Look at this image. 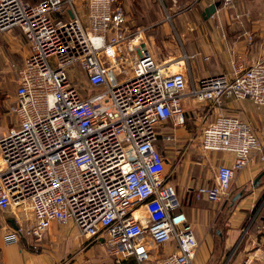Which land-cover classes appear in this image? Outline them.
<instances>
[{
    "label": "built area",
    "instance_id": "2783aa9c",
    "mask_svg": "<svg viewBox=\"0 0 264 264\" xmlns=\"http://www.w3.org/2000/svg\"><path fill=\"white\" fill-rule=\"evenodd\" d=\"M11 29L20 30L29 53L9 106L15 126L0 137L4 240L37 244L51 223L72 224L117 259L192 264L197 240L166 171L174 140L168 123L185 124L186 94L211 108L249 100L264 109V56L248 65L232 60L228 72L200 78L187 93L185 72L145 49L124 72L141 32L130 31L121 0H0V33ZM220 110L202 129L201 148L233 160L217 164L213 184L196 188L210 203L226 199L235 174L263 149L248 122ZM14 206L29 217L6 215ZM142 206L145 224L135 216ZM167 244L173 249L155 257Z\"/></svg>",
    "mask_w": 264,
    "mask_h": 264
},
{
    "label": "crops",
    "instance_id": "0c3cea01",
    "mask_svg": "<svg viewBox=\"0 0 264 264\" xmlns=\"http://www.w3.org/2000/svg\"><path fill=\"white\" fill-rule=\"evenodd\" d=\"M215 1L217 0H192L186 8L187 12L181 11L175 18L170 15L171 20L166 19L171 23L161 21L157 27L158 45L155 44L156 33L152 35L147 33L150 28L157 25L156 22H151L147 27L130 24L127 7H123L130 31L141 32L139 43L144 44L142 49L147 50L156 61L170 60L174 57L183 59L181 53L184 52L186 66L191 69L192 78L196 82L202 77L228 72L232 60L244 61L248 65L264 56V0H221L215 12L206 19L203 18L204 9ZM80 13L81 18L86 20L87 7L81 6ZM178 44L182 51L179 50ZM124 48L125 46L121 47L123 51ZM177 51L179 53L176 54ZM171 52L174 55L167 57ZM28 53V44L20 30L11 29L0 33V127L5 115L14 117L9 111V106L15 99L18 69ZM139 54L136 51L134 57H130L129 64H134L140 57ZM172 63L176 67V62ZM223 111L243 121H250L256 137L263 144L262 152L255 155L254 162L235 174L226 199L210 203L205 198L196 196L197 187L214 183L218 163L229 165L233 160L231 153L204 151L201 148V137H197V141L190 147H184L186 142L181 141L187 140L189 136L186 138L178 136L177 133L173 134L174 139L176 136L180 142L179 148L171 149V146H168L169 150H166V153L177 159V150L182 148L185 149V154L181 161L177 160L179 163L175 168V171L178 170L177 177L175 175V178L169 181L177 193L180 203L178 211L186 215L197 240L198 247L192 264H244V262L246 264L247 261L248 264H264V232L256 235L253 226L243 225L259 200L258 204L263 200L264 209V109L257 108L249 100H224ZM10 128L6 126L5 130L0 129V137ZM239 192L241 196L232 203L231 195ZM227 200L230 202L228 201L226 205ZM140 208L145 215L144 219L143 217L139 219L145 224L148 221L147 211L143 206ZM260 221L263 225L261 227L264 228V214L261 215ZM43 239L54 243L41 252L33 253L18 242L7 243L0 236V264H58L60 259L66 260L65 257L72 251L71 249L74 250L71 253L76 254L73 257L74 261L69 264H112V261L120 264L130 259L136 263L133 258L119 260L114 256L110 258L104 244L97 248L93 244L83 245L82 237L72 224L51 223L42 241ZM172 249L173 244L155 248V252H158L155 257Z\"/></svg>",
    "mask_w": 264,
    "mask_h": 264
},
{
    "label": "rangeland",
    "instance_id": "374dc122",
    "mask_svg": "<svg viewBox=\"0 0 264 264\" xmlns=\"http://www.w3.org/2000/svg\"><path fill=\"white\" fill-rule=\"evenodd\" d=\"M28 1L33 2L34 0H28ZM191 1L192 0H121L122 5L127 7V13L129 15V22L128 23L136 25V26L147 27L151 22H156L155 24H157V25L150 28L149 31H147V33L150 35L156 33L155 44H157V45L159 43V37H158L159 31L157 30L159 23H161V21H168V23H171L169 20H166V19H168L167 17L170 18V15H171L172 18H175L176 17L175 15H177L181 11H186L187 10L186 8H187L189 2H191ZM169 7H172V8H169ZM169 9H171V10H169ZM170 20H171V18H170ZM177 43H178V41H177ZM178 45H179V47H178L179 50L182 51L180 44H178ZM143 46H144V44L139 43L134 48V51L130 52V54L128 55V58L123 60L124 72L126 71L127 73L131 74L130 73V71L132 69L131 65H133V63L129 64L131 62L130 57H134L136 51H137V53L141 54V49L143 48ZM163 53H165V51H163ZM177 53H179V52L177 51L176 54ZM140 54L138 56H140ZM173 55H174V53L171 52L170 55H168L167 57H170ZM158 56L159 55H157V58H158ZM181 56H182V58L185 56L184 52L181 53ZM189 56H191V55H189ZM178 59H181V57H178V58L174 57V59H170L169 60V61H171L170 64L175 67V64H173L172 62H176ZM158 62H161V61L158 60ZM185 64H186V60H185ZM175 68H176V70L184 71L185 74L187 75L188 86H187L185 92H187V93L190 92L193 88V84L194 85L196 84V82L192 78V75L190 72L191 69L189 67H187L186 65H185V68L184 67L179 68L177 65ZM189 73H190V75H189ZM82 93H85V91L82 90ZM186 95L184 96L185 97L184 99H187V101L186 102L184 101V103H183V107H184V110L186 111V115H187L186 120H185V124L183 126H180V127H174L172 125V123H168V127L170 128L171 133H173L174 135H175V133H177L178 136H183L186 138L189 136V138L187 140L184 139L181 142H184V143L186 142L185 143L186 146L184 145V147H190L192 144H194V142L197 141V137H201L200 134L202 132V129L205 127V125L208 122L213 120L214 116L218 112H221L220 108H222V107L211 108L209 105H206V103H208V102H200V101H197L193 98H188ZM223 113H226V112L223 111ZM243 119L247 120L246 118H243ZM247 121H249V120H247ZM6 126H10V127L15 126V118L12 117L11 115L10 116L9 115L4 116V121H2L0 129L5 130ZM178 142H179L178 138L175 136L173 143H170L167 145L169 147L171 146L170 147L171 149H173V147L178 149L179 148L178 146L180 145V142L179 143ZM163 148H164V146H163ZM165 150H169V148L165 149ZM182 150L183 149L181 148L180 151H182ZM165 155L170 160V162L166 165V171L171 174L170 179L175 178V175L177 177V174H178V170L175 171L176 166H178V164H179L177 162V160L181 161L180 159L182 157H180V158L177 157V159H176V158H173L172 156H170L169 153H165ZM174 171L177 173L175 174ZM232 197L233 196L231 195V198ZM229 200H227L225 202L226 205L228 204ZM262 203H263V200L260 204H257V203L255 204V206L252 208V210L248 214V216H250V217H247L245 223L243 224V225L247 224V225H249V227L253 226L254 233L257 232L256 235L260 234V232H262V233L264 232V228L261 227L263 225L260 221L261 215L264 214V209H263ZM18 210L21 211V214L23 216H25V219L29 217V210L24 209V208H20ZM18 210L15 208H13L12 210L10 209L8 211V213H6V214H12V211L17 212ZM19 211L17 212L18 214H19ZM22 224L27 225V222L24 221V222H22ZM73 227H75V226H73ZM74 233H76V232H74ZM243 235H244V233H243ZM0 236L3 237L2 234H0ZM82 240L84 241L83 245L93 244V246L95 248H97L101 244L100 242H94V241L92 242L90 240H86L83 237H82ZM17 242L20 243L21 246L23 245V247L27 248L29 251H32L33 253L34 252H41L42 249H45L48 245L54 243L53 241H50V240L48 241V240L43 239L42 242L39 241L37 244H35L33 242L32 238H28V239L20 238ZM12 243H14V242H12ZM87 247H89V246H87ZM71 250L72 251H69L70 253H68L67 256L65 257L66 260L64 258H62L57 263L58 264H69V263L73 262L74 261L73 257L76 254V252L71 253L74 251L73 249H71ZM105 251H107V253H109L107 250V247H106ZM108 256L110 258L113 257L110 254H108ZM226 256H227V253H226ZM112 262H113L112 264H116L114 261H112ZM102 264H105V263H102ZM120 264H136V263L132 259H130L127 261H122Z\"/></svg>",
    "mask_w": 264,
    "mask_h": 264
},
{
    "label": "water",
    "instance_id": "95a60500",
    "mask_svg": "<svg viewBox=\"0 0 264 264\" xmlns=\"http://www.w3.org/2000/svg\"><path fill=\"white\" fill-rule=\"evenodd\" d=\"M220 4H221V0H217L214 3L210 4L207 8H205L202 13L203 18L206 19L207 17L211 16L215 12L216 8L220 6ZM240 196H241V192L234 195L232 198V203L235 202V200H237Z\"/></svg>",
    "mask_w": 264,
    "mask_h": 264
},
{
    "label": "bare ground",
    "instance_id": "6f19581e",
    "mask_svg": "<svg viewBox=\"0 0 264 264\" xmlns=\"http://www.w3.org/2000/svg\"><path fill=\"white\" fill-rule=\"evenodd\" d=\"M171 69L174 71V70H176V68L173 66V65H171ZM131 71H132V69H131ZM14 208L15 209H19V208H17V207H15L14 206ZM144 212L142 211V208H139L136 212H135V216L137 217V218H140V217H143L142 219H144Z\"/></svg>",
    "mask_w": 264,
    "mask_h": 264
},
{
    "label": "trees",
    "instance_id": "16d2710c",
    "mask_svg": "<svg viewBox=\"0 0 264 264\" xmlns=\"http://www.w3.org/2000/svg\"><path fill=\"white\" fill-rule=\"evenodd\" d=\"M263 194H264V192H263ZM260 201V200H259ZM259 201L257 202V204L259 203Z\"/></svg>",
    "mask_w": 264,
    "mask_h": 264
}]
</instances>
